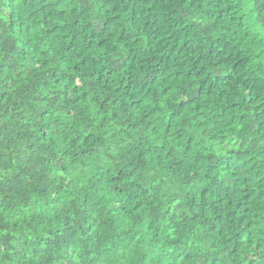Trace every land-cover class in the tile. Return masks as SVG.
I'll return each mask as SVG.
<instances>
[{
  "label": "trees",
  "instance_id": "obj_1",
  "mask_svg": "<svg viewBox=\"0 0 264 264\" xmlns=\"http://www.w3.org/2000/svg\"><path fill=\"white\" fill-rule=\"evenodd\" d=\"M0 264H264V0H0Z\"/></svg>",
  "mask_w": 264,
  "mask_h": 264
}]
</instances>
